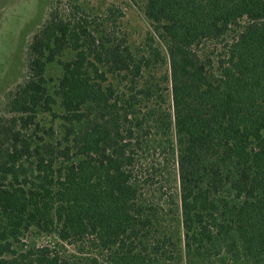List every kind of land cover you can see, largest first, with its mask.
Segmentation results:
<instances>
[{
  "label": "trees",
  "instance_id": "1",
  "mask_svg": "<svg viewBox=\"0 0 264 264\" xmlns=\"http://www.w3.org/2000/svg\"><path fill=\"white\" fill-rule=\"evenodd\" d=\"M115 11L102 17L78 2L64 11L57 5L27 46L28 75L8 95L15 116L0 123V264H83L48 245L20 250L32 227L86 243L107 264H147L181 251L173 234L158 235L130 151L141 126L134 101L155 96L139 83L166 58L173 110L153 115L176 133L188 263L223 264L227 254V264H264V0H147L146 17L167 53L157 47L141 56L119 35ZM233 26L242 30L214 71L196 47ZM56 65L61 73L50 80ZM109 73L136 94L127 98ZM39 110L66 123L62 140L36 144L24 131Z\"/></svg>",
  "mask_w": 264,
  "mask_h": 264
},
{
  "label": "rangeland",
  "instance_id": "2",
  "mask_svg": "<svg viewBox=\"0 0 264 264\" xmlns=\"http://www.w3.org/2000/svg\"><path fill=\"white\" fill-rule=\"evenodd\" d=\"M76 2L102 17L108 8L114 7L119 35L137 56L148 55L151 49L157 47L161 48L163 54L167 53L166 43L157 38L153 24L146 17L147 0H0V123L8 124L5 120L15 116L8 106V95L15 92L28 75L27 46L34 34L57 5L64 11L68 3ZM119 10L123 14L121 17ZM241 30V27L233 26L225 37L205 41L196 50L204 60H212L213 70L219 72V64L225 56V44L232 41ZM68 56L70 54L63 58ZM60 73L58 65L51 66L48 77L52 80L53 76L57 77ZM169 76L168 58L157 67L145 71L139 86L155 90V96L147 101L142 94H138L139 99L134 101V110L140 118L141 126L134 127L130 151L134 156L133 170L140 198L146 204L147 212L157 216L154 220L161 228L158 235L165 231L173 234L181 251L177 252L174 259H153L147 264H189L181 239L183 227L178 206L180 198L176 133L174 128L162 126L157 115H153L154 110L159 115L161 110L165 113L173 110L171 83L166 79ZM108 78L109 82L126 91L127 98L136 94V91H129L128 85L121 83L113 74L109 73ZM50 84L53 87L54 81H50ZM31 114L34 117L33 123L24 131L33 133L36 144L40 143L41 137L48 141L62 140L65 137L66 123L61 118L40 110ZM42 245L55 248L67 257L82 260L83 264H107V258L100 250L93 249L86 243L63 242L55 231L42 232L36 227L23 231L18 247L23 250ZM219 261L227 264L229 256L224 254Z\"/></svg>",
  "mask_w": 264,
  "mask_h": 264
}]
</instances>
